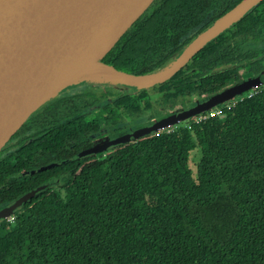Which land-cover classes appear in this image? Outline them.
<instances>
[{"label":"trees","instance_id":"obj_1","mask_svg":"<svg viewBox=\"0 0 264 264\" xmlns=\"http://www.w3.org/2000/svg\"><path fill=\"white\" fill-rule=\"evenodd\" d=\"M238 1L153 0L102 60L134 74L159 69ZM263 30L264 0L173 77L121 102L148 106L154 90L167 105L240 82L237 71L260 66L249 58L256 46L244 52L241 44ZM241 97L217 106L221 116L147 135L77 172L50 174L49 186L0 221V264H264V89ZM56 100L41 142L0 159V208L49 178L17 176L39 144V161L62 159L82 138L79 123H54L70 114L71 100Z\"/></svg>","mask_w":264,"mask_h":264},{"label":"water","instance_id":"obj_2","mask_svg":"<svg viewBox=\"0 0 264 264\" xmlns=\"http://www.w3.org/2000/svg\"><path fill=\"white\" fill-rule=\"evenodd\" d=\"M153 0H0V150L40 106L68 88L99 83L133 92L164 83L202 48L249 13L261 0H240L197 33L164 66L134 74L102 59ZM94 51L99 52L91 62ZM260 77L236 82L187 111L177 109L110 145L176 126L188 117L209 111L240 93L259 86ZM100 149L79 153L84 156ZM52 163L23 174L45 170ZM50 182L26 191L0 208L7 219Z\"/></svg>","mask_w":264,"mask_h":264},{"label":"flooded vegetation","instance_id":"obj_3","mask_svg":"<svg viewBox=\"0 0 264 264\" xmlns=\"http://www.w3.org/2000/svg\"><path fill=\"white\" fill-rule=\"evenodd\" d=\"M261 36L262 38L260 37L258 41H251L250 43H253L255 46L258 45L259 48H264V30L262 31ZM235 67L236 65L234 63L228 64L226 66L218 67L212 70L211 74L225 70L226 68L234 69ZM253 70H255V72L251 75L248 73L246 74L244 67L243 69L237 71L240 76L239 81H245L249 78L259 76L262 82L264 75L263 64L259 66L258 70L256 68ZM246 91L240 93L238 96H243ZM129 93H133L132 98H137V91L129 92V90L125 87L107 84L86 83L63 90L49 102H46L40 106L27 118V120L23 123H27V125H25L26 128L22 129L20 134L16 135V132L22 127L21 126L0 150V159H7L9 162L12 159L13 154H26L27 151L35 147V144H37L38 141L41 142L43 136L48 131V127H50L46 120L47 114L50 112L49 106L53 104L52 107H54V104L57 103L56 99L58 98L71 100L70 108L68 109L70 114L68 118L59 119L58 116L57 118L56 116L53 117V121H55L54 123L57 125L58 123H64L65 121L69 120L79 123L81 127L85 129L81 136L82 138H80L78 141H71L68 143L66 148L71 149V153L67 158L62 159H55V154H53L48 158V160L46 159L45 161H39V149H41V144H39L37 148V154L32 155L31 159L28 160L30 167L18 172V177H29L36 179L37 175L42 177L47 176L49 177L47 179L48 182L51 183V181H49L51 179L50 174H54V172H57L58 175L59 173H70L71 171L77 172L89 163L107 158L110 151H118L126 148L129 146V144L150 134L157 136L159 132L167 131L168 128L157 132H151L136 139L127 140L123 143L107 146L112 141L135 132L138 129L149 127L153 125L156 120L169 115L172 111L177 109L185 111L192 109L197 104L207 100L214 94H198L197 92H194L191 95H185V97L181 98L179 101L162 105L157 102L154 90H151L150 95H152V97L150 100V105L143 106L141 105L142 103H140L138 105L129 106L122 103L120 99ZM181 100H183V102H180ZM224 103L225 102H220L214 107L222 106ZM59 105L62 104L60 103ZM55 109H57V104L54 110ZM203 114L204 112H200L199 114L192 115L184 121L178 122L176 125H189L192 122H198L202 119ZM32 115L35 117L34 119L30 120ZM92 148H98L100 150L98 152H93L84 156L79 155L80 152ZM56 162H58V164L52 167L50 166L45 170H36L32 173L23 174L24 171L39 169L43 166ZM54 168L55 170H53ZM58 175H56V177H58ZM47 180L45 182H47Z\"/></svg>","mask_w":264,"mask_h":264},{"label":"built area","instance_id":"obj_4","mask_svg":"<svg viewBox=\"0 0 264 264\" xmlns=\"http://www.w3.org/2000/svg\"><path fill=\"white\" fill-rule=\"evenodd\" d=\"M261 89H264V84H260L257 87H254V88H252L250 90H247L244 93L243 96L252 97L253 95L257 94ZM241 98H242L241 96L235 97L231 101L225 102L224 105L226 107H228L229 105H233L237 100H239ZM216 115H220L221 116V110L218 107H214V108L210 109L209 111H205L201 120L207 119V118H210V117H213V116H216ZM173 128H174V126L173 127H169L167 130L168 131H173ZM11 219H12V216L8 217L6 220L11 221Z\"/></svg>","mask_w":264,"mask_h":264},{"label":"rangeland","instance_id":"obj_5","mask_svg":"<svg viewBox=\"0 0 264 264\" xmlns=\"http://www.w3.org/2000/svg\"><path fill=\"white\" fill-rule=\"evenodd\" d=\"M254 43H256V42H254ZM250 44H251L250 42L241 44V47H242L241 48V51H244L245 52L246 50L252 49V47H251ZM257 46L253 48V51H255V53L253 55L251 53V55L249 56V58H250V60L257 62L260 65L263 64V67H264V57H263V54H264L263 49L264 48H259V46L258 47ZM254 68L255 67L253 65H251V64H246L244 66V70L246 71V74L248 73L249 75L254 74V72H255V70H253ZM95 84H99V83H95ZM260 84H264V75H263L262 82ZM107 85H110V84H107ZM2 156H3V154H2Z\"/></svg>","mask_w":264,"mask_h":264},{"label":"bare ground","instance_id":"obj_6","mask_svg":"<svg viewBox=\"0 0 264 264\" xmlns=\"http://www.w3.org/2000/svg\"><path fill=\"white\" fill-rule=\"evenodd\" d=\"M99 56V52L98 51H94L91 55V62H95L96 58Z\"/></svg>","mask_w":264,"mask_h":264}]
</instances>
